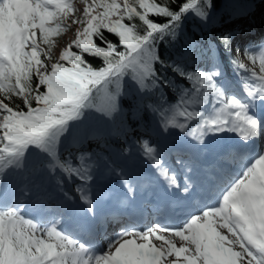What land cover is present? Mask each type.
Masks as SVG:
<instances>
[{"label":"snow or ice","instance_id":"6c2138e0","mask_svg":"<svg viewBox=\"0 0 264 264\" xmlns=\"http://www.w3.org/2000/svg\"><path fill=\"white\" fill-rule=\"evenodd\" d=\"M82 3V17L73 22L83 27L48 63L53 37L76 11L72 0H0V264H264V148L249 151L264 140V116L253 109L257 102L264 105V49L259 71L252 68L242 79L241 98L220 79L218 63L210 71H190L163 55L164 42L182 34L189 16L210 20L213 0ZM219 41L225 52L232 51L230 32ZM88 57L101 63L94 65ZM247 58L256 63V55ZM230 63L246 69L239 56ZM168 91L175 94L172 103ZM128 112L133 120L151 112L159 117L161 135L182 133L191 138L195 155L212 156L214 203L197 204L196 181L185 176L181 182L170 173L164 150L148 140L135 153L121 149L99 158V174L86 163L90 156L81 155L78 164L62 158V139L81 141L93 116L123 125ZM227 134L239 143H218ZM136 157L179 193L178 209L188 201L198 212L178 226H125L97 254L90 239L81 242L66 233L67 211L74 205L62 185L79 181L76 192L91 215L94 181L115 176L132 192ZM229 162L239 167L233 177L222 174ZM48 178L58 191L46 187ZM25 201L35 211H25Z\"/></svg>","mask_w":264,"mask_h":264},{"label":"rangeland","instance_id":"374dc122","mask_svg":"<svg viewBox=\"0 0 264 264\" xmlns=\"http://www.w3.org/2000/svg\"><path fill=\"white\" fill-rule=\"evenodd\" d=\"M241 1H247V0H241ZM252 1H253L252 5L255 6L254 7L255 9L259 8V7H264V0H259V1H257V0H248L250 5H251ZM237 2H240V1L239 0H223V4H222V6L220 8H218L217 10H214V9H210L209 10V12L211 11L210 12V17L211 16H214V18L215 17H219L222 13H223V15H222V17H223L224 15H226L228 13L229 10H230V12H234L236 9H240L241 6L238 7L239 5H236V7H234V8L227 9L228 7H230L231 4H236ZM73 5H74V8L76 9L75 13L72 16H70L67 19V21L65 22V24H64L65 27H64L63 34L58 39L54 40V42H55L54 54H55L56 58H58L60 53L62 52V50L66 46H68L75 39L77 31L83 27L82 25L74 23L73 21L76 20L79 17H82L83 8H84L85 5L82 3V0H75V2H73ZM242 15H243V13H242ZM188 18L192 19L193 16H189ZM241 20L242 21H239L240 23L239 22L237 23V20H235L233 18L225 19V20L220 21V23L216 26V28L218 30H220L221 32L222 31H228V32L232 33L237 27L236 24H241L242 27H243V32L240 33L241 38L244 37L246 34H248L249 37L253 36L251 34H254L256 38L260 35L259 33H257L254 30V27H252L250 25V22L252 23L251 19H248V17H245V18H243ZM248 24H249V29L246 28L248 26ZM260 24H261L260 27H262V22H260ZM185 25H186V23L184 24L183 32L185 30ZM259 32H261V31H259ZM248 35H247V38H245L243 40L242 39L239 40V38L238 39H236V38L234 39V37H233L234 41H233V44H232V51L230 53L231 54L233 53V55L235 57L239 56L241 58V61L246 65V69H238L239 70L238 74L235 76V80H233L236 85L237 84H242V79L248 78V70H250L252 68H256V70L259 71V56L256 53V48H254V45H251L250 47H247V43L249 42ZM212 42H215V41H212ZM251 42H253V41H251ZM215 44H217V42ZM253 44H254V42H253ZM257 44H259V41L256 43V45ZM248 48H250V49H248ZM227 53H229V52H227ZM214 55H215V53H214ZM249 55H256L257 56V60H256L255 64H253L247 58ZM216 56H217V54H216ZM220 56H221V60H218L217 63L220 65V67L223 66L225 68V66H227L228 63H229L228 60H227V63H226L224 58H223V56H225V52H224V55L220 53ZM189 57L190 56L187 57L188 62H190L192 60ZM52 62H50V63H52ZM198 65H201V64H198ZM203 69H205V68H203ZM208 71H210V69ZM177 82L181 83V84L184 83V81L182 79H178ZM167 98H168L169 103L170 102L172 103L175 100V94L172 93L171 91H168V97ZM100 122L105 123L102 120ZM112 123H113V127H115V130L118 131V133L119 132H124V127H123V125H121L119 119H116ZM106 124H108V123H106ZM62 144L64 146L67 145V147L68 146L70 147L71 144H72V141H63V139H62ZM134 146H135L134 144H131L130 147H129V144L128 145H125L123 143L117 144V147H119V150L125 149V150H130L132 152H136V149L139 148V147H134ZM112 151L113 150H111L110 152H112ZM105 157H107V156H105ZM94 172L99 174L97 169L96 170L94 169ZM101 178H102V176H100L99 179H101ZM53 181L55 183V180H53ZM73 181L76 182L75 183V187H78L79 186V181L76 180V179L73 180ZM96 181H98V180H96Z\"/></svg>","mask_w":264,"mask_h":264},{"label":"trees","instance_id":"16d2710c","mask_svg":"<svg viewBox=\"0 0 264 264\" xmlns=\"http://www.w3.org/2000/svg\"><path fill=\"white\" fill-rule=\"evenodd\" d=\"M221 1L222 0H213V6L215 8H218L221 4ZM186 21H187V25H186L185 31L177 39L171 40L170 42L166 41L163 44V48H162L163 55L165 58H167L169 60V62L178 61L177 59H175L176 55L181 54V52L184 51L187 47H189L191 45V43L194 42L195 40H199L198 35H197V31L202 30L200 20L198 18L193 17L192 19H190V20L187 19ZM125 22H128V21H125ZM134 22H138V21H134ZM106 35H109L110 39L112 38L111 34L106 33ZM58 36H55V37H58ZM54 48L55 47H53L51 50L52 56H53L52 61H56V59H57L55 54H54ZM41 59H45V58L42 56ZM88 60L90 63H92L94 65H98L101 63V60L98 58L88 57ZM47 62L50 63L51 61H47ZM182 62L185 63L184 61H182ZM169 75L172 76V78L174 79V74L169 73ZM2 95L3 94L0 93V97H2ZM5 102H8V101L5 100ZM15 102L19 103L20 102L19 98H15Z\"/></svg>","mask_w":264,"mask_h":264},{"label":"bare ground","instance_id":"6f19581e","mask_svg":"<svg viewBox=\"0 0 264 264\" xmlns=\"http://www.w3.org/2000/svg\"><path fill=\"white\" fill-rule=\"evenodd\" d=\"M221 20V15L219 16V17H215L214 18V24H217V23H219V21ZM264 20V7L263 8H261V7H259L255 12H254V14L252 15V27H254V30H258V28H259V30H260V22L261 21H263ZM258 33V32H257ZM237 37L239 38V40L240 39H245V38H247V35H245L244 37H242L241 38V35L239 34V35H237ZM74 191H71V193H73ZM116 238V236H113V237H111V241L113 240V239H115ZM110 241V242H111ZM109 242V243H110ZM109 243L107 244V247L109 246ZM158 243V242H157ZM179 244H180V241H179V239L177 238V246H179Z\"/></svg>","mask_w":264,"mask_h":264}]
</instances>
